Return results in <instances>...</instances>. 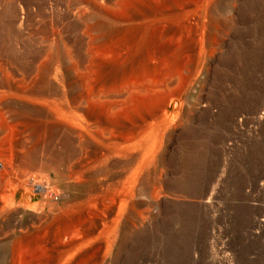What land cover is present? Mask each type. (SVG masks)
Instances as JSON below:
<instances>
[{
    "label": "rangeland",
    "instance_id": "1",
    "mask_svg": "<svg viewBox=\"0 0 264 264\" xmlns=\"http://www.w3.org/2000/svg\"><path fill=\"white\" fill-rule=\"evenodd\" d=\"M0 172L102 264H264V0H0Z\"/></svg>",
    "mask_w": 264,
    "mask_h": 264
},
{
    "label": "bare ground",
    "instance_id": "2",
    "mask_svg": "<svg viewBox=\"0 0 264 264\" xmlns=\"http://www.w3.org/2000/svg\"><path fill=\"white\" fill-rule=\"evenodd\" d=\"M174 104L175 101L171 100V105ZM18 176L14 179L6 177L0 179V224L5 222L8 214L15 212H31L32 216L28 228L15 236L12 243L8 241L11 245L8 246L6 264H102L105 259L103 227L106 214L104 210L105 216L92 215L91 210L86 208L56 213L52 216L43 215L41 214L43 206L47 205L52 208L56 205L57 198L53 196L45 201H38L27 188L19 198H15L12 189L23 186L24 181ZM11 185L13 188L10 187ZM112 199L109 214L113 213L116 202L122 200L123 197H112ZM87 205H90L89 202ZM95 205L92 207L91 204L90 208H95ZM11 207L14 209L9 212L8 209Z\"/></svg>",
    "mask_w": 264,
    "mask_h": 264
}]
</instances>
